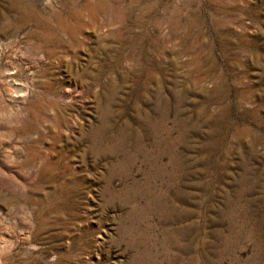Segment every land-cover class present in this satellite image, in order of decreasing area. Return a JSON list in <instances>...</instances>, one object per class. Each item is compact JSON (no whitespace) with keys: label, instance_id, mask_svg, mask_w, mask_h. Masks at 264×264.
<instances>
[{"label":"rangeland","instance_id":"374dc122","mask_svg":"<svg viewBox=\"0 0 264 264\" xmlns=\"http://www.w3.org/2000/svg\"><path fill=\"white\" fill-rule=\"evenodd\" d=\"M0 264H264V0H0Z\"/></svg>","mask_w":264,"mask_h":264}]
</instances>
